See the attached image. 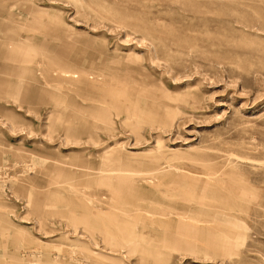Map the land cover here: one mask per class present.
Wrapping results in <instances>:
<instances>
[{"label": "rangeland", "instance_id": "1", "mask_svg": "<svg viewBox=\"0 0 264 264\" xmlns=\"http://www.w3.org/2000/svg\"><path fill=\"white\" fill-rule=\"evenodd\" d=\"M0 36V264H264V0H0Z\"/></svg>", "mask_w": 264, "mask_h": 264}, {"label": "bare ground", "instance_id": "2", "mask_svg": "<svg viewBox=\"0 0 264 264\" xmlns=\"http://www.w3.org/2000/svg\"><path fill=\"white\" fill-rule=\"evenodd\" d=\"M0 37H2V36H0ZM1 44H2V42H1ZM121 56H123V57H126V56H124V55H121ZM138 58V57H137ZM135 61H136V59H135ZM63 70V69H62ZM64 71H65V73H66V75L67 76H69V77H71L70 76V73H74V75L75 76H80V80L79 81H84V80H86V75L84 74V73H80V74H78V72H74L73 70H71V69H69V68H65L64 69ZM112 76H114V75H112ZM70 80H73L72 78H69ZM112 79V78H111ZM121 94V93H120ZM130 95V94H129ZM27 97H29V96H32V94H30V93H28L27 95H26ZM135 97V96H134ZM103 104H105V102L103 103ZM119 106V109L120 110H125L128 114H129V116H130V113H132V108L129 106V105H127V107H126V105L124 104L123 106H121L120 105V102L119 103H117ZM110 105V104H109ZM107 107V106H106ZM105 107V105L104 106H97L96 107V112H97V114H98V117H99V119L100 120H102V122L107 126H105L104 125V128H107V129H110L111 127H112V120H111V115L113 114V113H111L110 111L111 110H109L108 109V107L106 108ZM113 107H115V106H113ZM121 107H123V108H121ZM125 108V109H124ZM102 127H99V129H101ZM121 149L120 148H118V146H112V147H109L108 149H107V152H106V154H104V158H106L107 160H109V161H111V162H117V163H120V162H122V157H121ZM124 161V160H123ZM100 169H102V168H100ZM108 171H110V172H117V174H119L120 176H117V177H113L111 174L112 173H105L104 172V174L105 175H103V176H101V178H99V177H93L94 179H93V181H95V182H100L99 184H101V183H103V184H107V185H109V186H112L113 188H115V185H113V184H111L110 183V180L111 179H113V178H120V179H125V180H128V179H130V178H132L129 174H126V173H130V172H133L132 171V169H120V168H113L112 170H108ZM122 181V180H121ZM118 188L121 190V188H120V184H118ZM98 216V215H97ZM95 217H92V219L93 220H96V222L94 223V224H92V225H89L93 230H101L103 233H104V236H105V239L106 240H108V241H113L114 239H116V236H114L115 235V233H114V231L112 232L111 231V227L107 224L106 226L104 225L103 227H101V222H100V220L98 221L97 220V217H96V219H94ZM102 218H104L102 221H104V222H108L105 218H108V217H104V216H102ZM227 218H229L228 216H227ZM100 219V218H99ZM74 220H76V219H74ZM232 220H233V218H232ZM89 222H91V221H89ZM234 222V221H233ZM235 223V222H234ZM103 224V223H102ZM235 226H237L236 224H233V227H232V225H231V227L230 228H236ZM119 242L120 241H115V243H116V245H118V246H121V244H119ZM129 243H132V239H130V241H127L126 242V244H129ZM151 247V246H150ZM149 246H145V245H143V244H141V245H139V246H137V248H138V251L141 253V255H140V258H141V260L146 264V261H147V257L146 256H148V255H146L148 252H149V248H150ZM112 249H116V248H112ZM154 249V248H153ZM151 254H155V253H151ZM161 254H163V253H160V255ZM151 256V255H150ZM153 257V256H152ZM160 257H163V255L162 256H160ZM153 259H154V257H153ZM159 259V258H158ZM156 257H155V261H157L158 260ZM165 260V258H161L160 260H158V262L156 263V264H163V261ZM81 262V261H80ZM143 263V264H144Z\"/></svg>", "mask_w": 264, "mask_h": 264}]
</instances>
